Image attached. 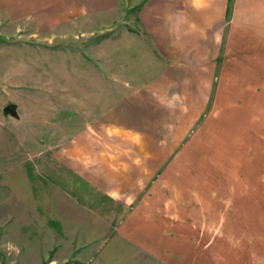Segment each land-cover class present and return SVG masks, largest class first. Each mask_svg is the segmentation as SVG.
<instances>
[{
	"label": "crops",
	"instance_id": "obj_1",
	"mask_svg": "<svg viewBox=\"0 0 264 264\" xmlns=\"http://www.w3.org/2000/svg\"><path fill=\"white\" fill-rule=\"evenodd\" d=\"M121 2L0 0V17L64 44L27 57L34 77L12 85L5 125L15 127L30 163L75 182L64 188L75 196L131 205L122 199L141 195L144 219L134 228L153 235L159 261L264 264V0H130L135 16H118ZM148 101L153 113L158 102L186 119L165 146L141 137L153 131ZM208 107L218 139H204L202 156L187 161L203 172L172 173L188 188L177 183L169 204L156 199L147 219L146 198L164 193L153 181L178 164L176 150ZM153 122L162 134V119Z\"/></svg>",
	"mask_w": 264,
	"mask_h": 264
},
{
	"label": "rangeland",
	"instance_id": "obj_2",
	"mask_svg": "<svg viewBox=\"0 0 264 264\" xmlns=\"http://www.w3.org/2000/svg\"><path fill=\"white\" fill-rule=\"evenodd\" d=\"M121 1L118 16H135L138 6H131L130 0ZM124 25L122 22L117 30H123ZM34 31L35 27L27 22L17 24L0 17V158L3 171L0 174V264H168L156 259L153 235H146L147 229L145 231L134 228L139 218L144 219L143 214L140 217L138 212L141 195L122 199L132 202L131 205L113 203L107 201L106 197L97 198L90 194L75 196L73 191L66 190L67 187L64 189L65 186L73 188L71 185L74 181H67L68 184H65L58 179V175L42 172L41 166L30 163L26 151L18 148L21 147V142L17 133H13L15 127L9 123L5 125L4 122V110L11 101L12 85L22 81L28 86L27 79L34 77L32 74L35 72L27 64V57L32 55L34 48L58 52L59 47L64 45L58 34L53 37L46 32L49 37L45 38L39 31L33 36ZM71 33L75 35L73 33L77 32ZM67 38L66 45L74 49L75 36ZM101 38L102 36L99 37L100 40ZM20 93L27 92L21 89ZM212 105L213 100L209 106ZM152 106L153 101H148L146 123L151 124L148 128L154 131V119L159 122L162 119V134L155 135L153 131L140 134L147 139L152 136L156 139L154 141L163 142L165 146L167 141L175 139V133L181 127L180 123L186 119L183 120V115H179L181 109L173 114L171 109L163 111L157 102L153 113ZM210 107L203 115L195 118L187 132L188 137L176 150L178 164L166 168L168 177L163 181H153L156 183L157 192L163 189L164 193L157 198H146L149 209L145 212L147 219L155 218L149 217V214H153L149 212L155 210V200L164 195L162 199L168 203L167 199H170L177 183L180 188H188L189 182L185 179L171 180L172 173L185 178L190 171L195 173V177L203 172L201 164L189 166L187 161L191 153L195 157L202 156L204 139H218L215 129L217 118L210 115ZM140 115H145V109L140 110ZM150 115L154 117L151 118ZM204 124L207 125V132ZM72 134L68 130L63 135L72 137ZM188 144L195 146L190 153ZM147 186L149 187L144 193L152 188L150 183ZM159 208L160 204L157 206ZM156 214L158 216L159 213ZM133 232L136 233V238L131 236ZM145 240L148 243L145 244Z\"/></svg>",
	"mask_w": 264,
	"mask_h": 264
},
{
	"label": "water",
	"instance_id": "obj_3",
	"mask_svg": "<svg viewBox=\"0 0 264 264\" xmlns=\"http://www.w3.org/2000/svg\"><path fill=\"white\" fill-rule=\"evenodd\" d=\"M10 110V108H5L4 113L7 115V112Z\"/></svg>",
	"mask_w": 264,
	"mask_h": 264
}]
</instances>
